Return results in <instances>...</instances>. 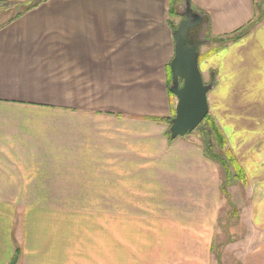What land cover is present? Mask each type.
<instances>
[{"label": "crops", "instance_id": "crops-1", "mask_svg": "<svg viewBox=\"0 0 264 264\" xmlns=\"http://www.w3.org/2000/svg\"><path fill=\"white\" fill-rule=\"evenodd\" d=\"M170 3L45 0L0 26V264L15 256L16 264H35V246L43 256L42 239L29 233L31 208L160 206L172 225L163 233L174 239L173 262L211 264L223 197L220 167L204 155L195 133L169 140L166 125L153 120L175 108L165 90L177 25ZM191 3L215 38L255 16L254 0ZM208 45L200 48L198 65L212 84L209 113L245 172L241 187L252 204L250 211L240 205L242 220L264 232L263 141L254 147L255 138L244 140L240 132L245 124L263 127L264 23L218 50ZM158 79L165 87L152 85ZM67 192L73 200L64 199L73 203H46L62 199L44 194ZM125 223L121 238L136 237ZM237 261L264 264V236Z\"/></svg>", "mask_w": 264, "mask_h": 264}, {"label": "rangeland", "instance_id": "rangeland-1", "mask_svg": "<svg viewBox=\"0 0 264 264\" xmlns=\"http://www.w3.org/2000/svg\"><path fill=\"white\" fill-rule=\"evenodd\" d=\"M4 2H7L5 6H8L9 9H0V26H3L16 14L21 13L24 7L31 4V1L22 3L19 0H4ZM174 2V6L170 3V8L175 10V14L172 18L178 25L184 14L183 0H175ZM254 4L259 6L258 14L260 13L263 18L259 23H264V0H254ZM254 11L257 16L255 6ZM193 12L195 11L193 10ZM200 16L202 17L200 30L203 32H201L199 39V54L200 48L202 51H206L208 47L206 48L203 46H209V43L212 44L211 39L215 38L210 35L205 36L204 29L208 28V21L206 17L202 15ZM257 24L253 27H256ZM173 32L174 31H172V33ZM218 46L219 45L217 44H213L210 45L211 48L209 49L211 51L214 49L218 50ZM199 57L201 61L202 56L200 55ZM168 82L167 79L165 87V81L158 79L157 81H152V85H155L156 87H165V90L167 89L168 91L171 85V83L168 85ZM205 83L210 84L211 81ZM142 86L145 87V81H143ZM173 97L170 96V98ZM173 113L174 107L172 104L168 116L164 118H171L172 121L174 118L173 115L175 114ZM207 116L213 119L210 113H208ZM258 116H263V127H251L245 124L241 125L240 132L242 133L244 140L246 138H255L256 141L254 147L262 140L263 144L260 148H264V112L259 113ZM161 118L162 117H157L153 119ZM214 124L218 130L221 131L227 141L228 139L225 133L222 132L215 120ZM203 125H205V123ZM161 129H165V127L161 126ZM167 130L168 126L166 125V131ZM195 137L201 142L198 131L195 133ZM226 147L228 148V145H226ZM262 162L264 163V160ZM258 167L260 166L258 165ZM252 168H256V165L253 164ZM220 172L222 184L225 186L224 175H222L224 173H222L221 169ZM229 173L230 178L227 189L225 188V193L228 197L223 195L221 198L219 221L214 225L215 238L211 241V264H239L238 261L236 263L233 262L237 260L238 253L246 252L255 247L264 236V232H261L255 226L252 227L245 223V220H242L244 212H241V209H244L242 207L240 208V205H247L244 211H250V204H252V201L248 196L244 195L245 191H242V184L235 179H231L234 175V170L232 168ZM253 179L260 180V177L254 176ZM49 194H51L50 196H59L62 201L46 202L47 204L73 203L65 200H73V192L46 193L44 196L48 199H52ZM33 195L35 194L31 193V198ZM229 204H231L234 209H232ZM247 208H249V210ZM34 211H37V213L40 211L41 216H35ZM252 214L253 213H251V216ZM175 217L178 218V216ZM125 220H129L128 224L124 222ZM130 220L136 221L139 230L136 229ZM168 220L169 217L166 216V208H164V206L153 209L102 207L31 208V231H29V233L31 232L33 240L36 236H39L40 239H42L39 249L43 256L38 257V247L35 246L31 247L30 259L32 262L34 261L35 264H175L173 262V251L175 250V247L173 246L174 239L171 234L163 233L165 230H169V227L172 228V225H168ZM124 223L126 224V228L129 227L130 230L135 227L137 231L136 237L127 233L126 236L121 238L123 235ZM40 225L41 227L39 229ZM145 226L146 228L143 229L142 227ZM173 227H175V225ZM159 229H162L161 233ZM71 234L73 235V240L70 239ZM178 234L179 233H176L174 235L177 236ZM162 235H167V238H163ZM180 241L178 242V249H180Z\"/></svg>", "mask_w": 264, "mask_h": 264}, {"label": "water", "instance_id": "water-1", "mask_svg": "<svg viewBox=\"0 0 264 264\" xmlns=\"http://www.w3.org/2000/svg\"><path fill=\"white\" fill-rule=\"evenodd\" d=\"M184 14L173 32L174 57L170 62L171 85L168 89L176 99L174 118L170 122V139L194 132L209 113L208 93L212 84L203 81L199 70L200 43L190 44V30L202 24V17L193 12L191 0H183ZM17 256L10 264H16Z\"/></svg>", "mask_w": 264, "mask_h": 264}, {"label": "trees", "instance_id": "trees-1", "mask_svg": "<svg viewBox=\"0 0 264 264\" xmlns=\"http://www.w3.org/2000/svg\"><path fill=\"white\" fill-rule=\"evenodd\" d=\"M44 1L45 0L34 1L33 3H31L30 5L25 7V9H23V11L21 13L16 14L8 22L15 20L16 18L21 16V14H23L24 12L33 9L34 7H36L37 5H39L40 3L44 2ZM174 1L175 0L171 1V4L173 6L175 3ZM5 4H7V2L0 0V9L1 8H4L6 10L9 9L8 6H5ZM254 6H255V10L257 11V16L255 13V17L251 22H249L244 28L239 29L238 31H236L235 33H232L231 35H227V36H224L221 38H212L211 39L212 45L217 44V45H219L218 47L220 48L227 43L237 41L240 37L245 35L248 32V30H250L255 24L262 21V19H263L262 15L260 13L258 14L259 6L255 5V4H254ZM192 9L194 10L193 7H192ZM169 14L171 15V17H173V15L175 14V10L173 8L172 9L170 8ZM171 28H172V31H175L176 25L175 24L172 25ZM200 29H201V26H199L197 30L199 31ZM204 32H205V36L209 35L208 28H205ZM189 34H190V32H189ZM214 50H216V49H214ZM198 60L200 61V57ZM167 71H168V81H169L168 85H169V83H171V72H170L169 64L167 65ZM169 95L171 97H173V95L171 93H169ZM153 120H155L156 122L163 123V124L167 125L168 130H169L171 118H161V119H153ZM204 123H205V125H203ZM168 130L166 131V136L170 140V134H169ZM197 131L199 133V138L201 140V145H202L204 155L208 159L215 162L220 167V169L222 170V173H224L223 175H224L226 187L222 184L221 185V192H222V195H224L225 197H228V195L226 196L225 190L227 189L228 181L230 178V173H229L230 169L232 168L234 170V175H233V178L231 177V179H235L236 181H239L240 184H242V185H244V184L246 185V183H247L245 172H244L243 168L240 166V164L237 160V157L232 153V151L230 149H228L226 147L227 141L225 140L221 131L218 130V128L214 124L213 119H211V118H209V116H207L205 118V120L199 125V127L192 133H196ZM215 148H216L217 153L215 151ZM229 205L231 206V204H229ZM231 208L234 209L233 206H231Z\"/></svg>", "mask_w": 264, "mask_h": 264}, {"label": "flooded vegetation", "instance_id": "flooded-vegetation-1", "mask_svg": "<svg viewBox=\"0 0 264 264\" xmlns=\"http://www.w3.org/2000/svg\"><path fill=\"white\" fill-rule=\"evenodd\" d=\"M197 29L198 28H194V29L190 30V34L188 36V38H189L188 41L190 44H195V43L199 42L200 34L203 31L202 30L198 31Z\"/></svg>", "mask_w": 264, "mask_h": 264}]
</instances>
